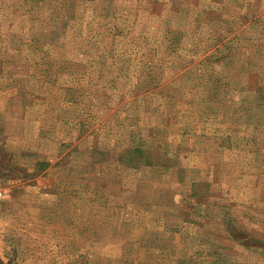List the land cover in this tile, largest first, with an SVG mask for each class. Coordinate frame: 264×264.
I'll list each match as a JSON object with an SVG mask.
<instances>
[{
	"label": "rangeland",
	"instance_id": "obj_1",
	"mask_svg": "<svg viewBox=\"0 0 264 264\" xmlns=\"http://www.w3.org/2000/svg\"><path fill=\"white\" fill-rule=\"evenodd\" d=\"M0 264H264V0H0Z\"/></svg>",
	"mask_w": 264,
	"mask_h": 264
},
{
	"label": "built area",
	"instance_id": "obj_2",
	"mask_svg": "<svg viewBox=\"0 0 264 264\" xmlns=\"http://www.w3.org/2000/svg\"><path fill=\"white\" fill-rule=\"evenodd\" d=\"M5 197H6L5 191L0 188V205L2 201L5 199Z\"/></svg>",
	"mask_w": 264,
	"mask_h": 264
}]
</instances>
